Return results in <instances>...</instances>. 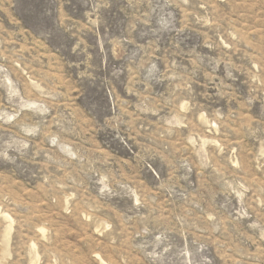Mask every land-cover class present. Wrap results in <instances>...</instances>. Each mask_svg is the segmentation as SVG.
Wrapping results in <instances>:
<instances>
[{
  "label": "rangeland",
  "instance_id": "1",
  "mask_svg": "<svg viewBox=\"0 0 264 264\" xmlns=\"http://www.w3.org/2000/svg\"><path fill=\"white\" fill-rule=\"evenodd\" d=\"M0 264H264V0H0Z\"/></svg>",
  "mask_w": 264,
  "mask_h": 264
}]
</instances>
